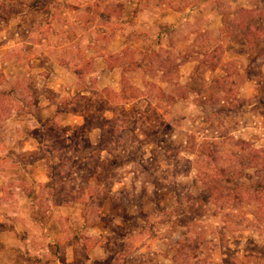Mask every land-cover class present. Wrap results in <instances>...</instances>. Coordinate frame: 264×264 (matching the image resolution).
I'll return each mask as SVG.
<instances>
[{"label":"rangeland","instance_id":"1","mask_svg":"<svg viewBox=\"0 0 264 264\" xmlns=\"http://www.w3.org/2000/svg\"><path fill=\"white\" fill-rule=\"evenodd\" d=\"M0 128L66 264H264V0H0ZM36 247L12 264L63 257Z\"/></svg>","mask_w":264,"mask_h":264},{"label":"crops","instance_id":"2","mask_svg":"<svg viewBox=\"0 0 264 264\" xmlns=\"http://www.w3.org/2000/svg\"><path fill=\"white\" fill-rule=\"evenodd\" d=\"M115 71V68L110 69L108 64L102 62L99 83L103 80V85L107 86L110 81L107 77H112ZM68 73L66 78L56 80L53 87H64L71 81H77L72 72ZM55 110V105L48 102L42 107L41 116L52 117ZM17 129L0 128V264L19 262L17 250L36 246L39 248L38 255L41 259L49 250L52 254L58 251L57 253L63 256L58 258L51 255L41 263L49 261L48 264H66V261H73L70 255L66 260V246L70 253L72 251L69 250L76 247L73 241L66 245V205H55L52 211L47 212L50 217L45 222H40L37 215L40 193L38 186L42 184L49 187L50 183L46 160L35 157L23 162L22 153L35 152L39 149V143L34 141V133H30V138L25 143H21L19 139L24 132ZM8 139L12 142L8 143ZM79 206V203H75L70 209L77 211ZM81 210L80 208V212ZM45 247L49 250L45 251ZM7 256L11 259H7Z\"/></svg>","mask_w":264,"mask_h":264}]
</instances>
